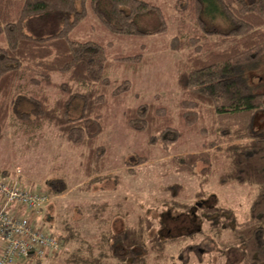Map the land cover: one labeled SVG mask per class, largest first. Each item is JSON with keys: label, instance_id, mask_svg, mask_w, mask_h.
Masks as SVG:
<instances>
[{"label": "trees", "instance_id": "16d2710c", "mask_svg": "<svg viewBox=\"0 0 264 264\" xmlns=\"http://www.w3.org/2000/svg\"><path fill=\"white\" fill-rule=\"evenodd\" d=\"M175 7L178 34L170 48L184 52L177 79L182 127L174 124V116L161 101L125 107V121L131 129L145 132L151 146L169 150L188 140L200 147L174 154L167 151L162 162L169 172L197 176V196H205V186L220 162L219 183L257 186L244 219L215 203L202 201L191 207L185 201L171 202L201 213L221 249H236L245 264H264V134L256 133L252 125L255 113L264 109V92L252 91L243 75L244 66L264 58V0H176ZM91 8L116 33L156 34L168 29L162 8L149 0H91ZM86 14V0H0V35L4 33L8 42L0 46V136L17 124L26 133L46 125L56 127L62 137L82 147V168L88 177L82 186L89 188L109 176L106 147L99 139L106 128V112L132 83L127 78L111 79L105 45L70 37ZM190 19L193 26L186 29ZM142 57L138 53L120 58L138 62ZM55 73L63 80H54ZM52 88L59 89L54 101H50ZM187 133L192 138L182 139ZM146 161L136 154L125 158L133 173ZM45 184L50 195L69 189L62 177L48 178ZM163 190L176 193L183 185L174 183ZM106 208V202L94 204L93 221ZM154 225L149 216L140 215L134 223L109 229L99 238L96 254L67 250L77 230L68 223L58 226L64 248L48 257L49 262L148 264L153 257H172L174 244L192 234L162 237L153 231Z\"/></svg>", "mask_w": 264, "mask_h": 264}, {"label": "rangeland", "instance_id": "374dc122", "mask_svg": "<svg viewBox=\"0 0 264 264\" xmlns=\"http://www.w3.org/2000/svg\"><path fill=\"white\" fill-rule=\"evenodd\" d=\"M163 10L168 29L156 34H123L110 31L99 20L86 0L85 18L70 32V37L79 41L93 40L107 48L111 61V79H129L132 88L121 99L113 102L106 112V128L99 142L106 147L105 173L109 176L94 182L89 188L82 184L88 180L82 168V147L62 137L59 130L50 125L26 133L19 124L6 130L0 136V174L19 172L23 186L46 190L45 181L51 177H62L69 189L62 195H50L42 214L36 218L37 226L45 227L57 234L58 226L71 224L77 231V238L67 250L79 248L80 254L98 250L99 238L109 229L134 223L140 215L154 220L153 231L162 237L181 236L192 233L185 241L174 244L172 257H153L148 264H245L242 255L234 248L221 249L209 229L203 215L196 209L176 207L171 200L195 203L217 204L230 207L239 219H244L254 199L257 186L251 184H221L218 181L223 162L216 164V171L205 186V196H197L199 179L186 172H169L163 159L167 153L187 152L198 149L186 140L165 150L151 146L145 132L131 129L124 117V108L142 102L161 101L175 118V125L182 127L179 118V102L182 91L178 86V72L184 59L183 51L170 48L173 36L178 34V13L176 0H149ZM222 23V20H218ZM193 26L187 21L186 29ZM8 44L6 35H0V46ZM142 53L141 61H128L122 56ZM243 75L254 92H264V58L243 67ZM54 80L61 81L60 73ZM59 89L52 88L50 101L59 95ZM253 129L264 134V109L254 115ZM182 139L192 138L185 134ZM168 151V152H167ZM141 155L147 161L137 165L138 171L129 172L125 163L128 155ZM178 183L183 185L180 192H168L163 188ZM106 202L107 208L97 221H93V205ZM62 229V228H61ZM181 245V246H180ZM183 248V249H182ZM64 254V252H62ZM60 253V254H62ZM89 253V254H90ZM49 258L43 264H50Z\"/></svg>", "mask_w": 264, "mask_h": 264}, {"label": "built area", "instance_id": "2783aa9c", "mask_svg": "<svg viewBox=\"0 0 264 264\" xmlns=\"http://www.w3.org/2000/svg\"><path fill=\"white\" fill-rule=\"evenodd\" d=\"M20 173L0 174V264H38L64 247L34 221L50 200L46 190L23 186Z\"/></svg>", "mask_w": 264, "mask_h": 264}]
</instances>
